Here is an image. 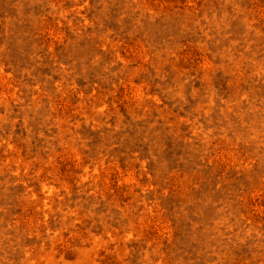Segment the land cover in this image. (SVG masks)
I'll use <instances>...</instances> for the list:
<instances>
[{
  "label": "rangeland",
  "instance_id": "rangeland-1",
  "mask_svg": "<svg viewBox=\"0 0 264 264\" xmlns=\"http://www.w3.org/2000/svg\"><path fill=\"white\" fill-rule=\"evenodd\" d=\"M0 264H264V0H0Z\"/></svg>",
  "mask_w": 264,
  "mask_h": 264
}]
</instances>
